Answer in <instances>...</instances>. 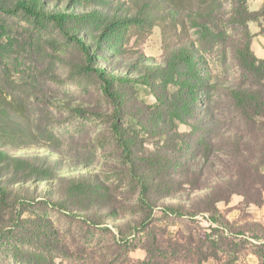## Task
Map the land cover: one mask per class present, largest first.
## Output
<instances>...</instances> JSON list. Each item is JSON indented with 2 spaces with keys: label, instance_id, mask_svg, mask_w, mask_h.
<instances>
[{
  "label": "rangeland",
  "instance_id": "1",
  "mask_svg": "<svg viewBox=\"0 0 264 264\" xmlns=\"http://www.w3.org/2000/svg\"><path fill=\"white\" fill-rule=\"evenodd\" d=\"M21 1L0 264H264V0Z\"/></svg>",
  "mask_w": 264,
  "mask_h": 264
},
{
  "label": "trees",
  "instance_id": "2",
  "mask_svg": "<svg viewBox=\"0 0 264 264\" xmlns=\"http://www.w3.org/2000/svg\"><path fill=\"white\" fill-rule=\"evenodd\" d=\"M33 2L34 1H29V0H23V1H21V2H19V6L21 7V8H23V9H25L27 12H29L30 14H37V13H39V11H36L34 8L35 7H32V5H34L33 4ZM36 5V4H35ZM56 14H58V17L59 18H62L63 20L67 17V13H64V12H61V11H59V13H56ZM183 63H182V61H181V64L180 65H182ZM179 65V66H180ZM230 89H232V86H230L229 87V90ZM254 93V92H253ZM256 93L254 94V95H252V98L253 99H257V97H256ZM262 100V103L260 104V108H261V114H263L264 115V99H261ZM5 102V99L3 98V96L2 95H0V105H2L3 103ZM4 155V154H3ZM57 176V175H56ZM71 182H74L73 180L71 181ZM88 189V187L87 186H81V187H76L75 188V191H72L73 193H74V196H76L77 198H80V199H82V198H85L87 195H86V190ZM2 191H4V189L2 190Z\"/></svg>",
  "mask_w": 264,
  "mask_h": 264
}]
</instances>
